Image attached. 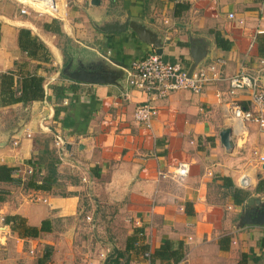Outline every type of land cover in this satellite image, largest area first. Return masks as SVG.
Listing matches in <instances>:
<instances>
[{"label": "crops", "instance_id": "1", "mask_svg": "<svg viewBox=\"0 0 264 264\" xmlns=\"http://www.w3.org/2000/svg\"><path fill=\"white\" fill-rule=\"evenodd\" d=\"M69 3L53 16L60 19L41 23L20 20L0 7V74L16 71L15 87L20 70L44 79L42 100L0 107L1 114L17 117L11 144L0 149V165L13 168L15 179L0 182V229L10 233L7 244L37 246L43 250L37 264L46 253L43 264H100L101 253L113 255L108 264H150L142 253L127 249L135 236L134 245L151 253L165 241L174 249L181 243L184 256L177 264H264L259 246L264 225H241L243 218L264 211V186L258 188L264 164L253 156V151L264 156V130L251 122L240 128L226 109L232 99L246 110L257 109L249 91L227 94V79L239 71L263 69L264 92V0ZM111 5L121 8L114 13ZM46 24L53 30H45ZM21 29L45 45L48 61L33 60L19 47ZM216 36L229 48L218 46ZM61 37L72 45L66 59ZM153 52L188 70L214 66L219 80L200 94L178 91L156 103L157 117L146 129L133 121L142 94L130 92L128 99L122 94L126 66ZM79 70L91 72L95 81L69 76ZM61 84L65 94L56 97L53 87ZM224 129L231 130V149L220 142ZM50 135L65 140V155L55 151ZM178 163L190 165L185 179L158 178V170ZM46 179L52 182L49 190L27 185ZM235 188L249 192L239 206L232 197ZM248 208L257 211L245 215ZM9 216L48 231L19 238L5 224ZM89 216L93 225L85 220ZM135 218L141 227L133 225ZM223 237L229 238L226 250L219 244Z\"/></svg>", "mask_w": 264, "mask_h": 264}, {"label": "built area", "instance_id": "2", "mask_svg": "<svg viewBox=\"0 0 264 264\" xmlns=\"http://www.w3.org/2000/svg\"><path fill=\"white\" fill-rule=\"evenodd\" d=\"M190 5H195L202 0H185ZM20 14L25 15V8L20 10ZM233 19V14L228 15ZM260 31L258 33H262ZM261 63H263L261 61ZM263 69L257 70L255 73L239 71L235 75L227 79V94L234 97L238 92L249 91L252 101L256 105V111H249L240 106L234 99L230 100L226 109L230 112L232 119L241 128L246 122L255 123L260 130H264V92L261 86ZM126 91L122 94L123 99H128L130 92L140 93L143 99L137 103L133 111V121L138 126L151 129L153 122L157 117L156 103L167 98L170 94L178 91H189L193 94H200L209 84L216 82L219 78L216 75L214 66H209L207 70L196 69L189 73L181 63H168L162 57L153 52L142 59L133 60L125 69ZM13 146L18 145V141H13ZM56 151L60 155L66 153V142L63 138L56 136L54 141ZM253 156L258 158L259 163L264 164V156L258 151H253ZM31 172V170H29ZM190 172L188 163H178L168 171H157L159 179L171 177L172 179H185ZM81 182L88 183L86 177L81 178ZM45 201V200H43ZM86 222L93 225L92 216L86 217ZM133 225L142 226V220L135 218ZM10 233L0 229V237L5 241ZM3 245V243L0 242ZM151 252L143 254V258L150 263ZM104 253L99 254L100 264H104L106 260ZM89 264H93L89 262Z\"/></svg>", "mask_w": 264, "mask_h": 264}, {"label": "trees", "instance_id": "3", "mask_svg": "<svg viewBox=\"0 0 264 264\" xmlns=\"http://www.w3.org/2000/svg\"><path fill=\"white\" fill-rule=\"evenodd\" d=\"M56 20L53 21L55 23ZM45 30H53V27L50 25H44ZM55 32H59L57 29ZM18 44L19 47L25 51L29 58L36 60L48 61L49 52L45 45L38 39V37L33 36L30 31L26 29H21L18 34ZM216 44L223 49L229 48V42L223 40L219 36H216ZM19 74L18 87H15V75L16 71H9L6 73L0 74V107L9 106L15 103L27 104L32 101L42 100L44 98V89H43V77L36 75L35 73L22 72L21 70L17 72ZM65 86L63 84L54 86L53 91L56 97H63L65 94ZM56 116V112H55ZM28 164L34 165L31 161H27ZM13 168L6 165H0V182H14L15 179L12 176ZM50 179L42 181V183L36 184L29 182L27 185L32 189H41L49 190L51 187ZM264 186V180L259 181L258 188ZM249 192L243 189H234L233 200L236 205H241L244 200L248 197ZM4 200L3 196H0V202ZM5 224L9 225L12 232L16 233L19 238H37L40 232L48 231L43 225L37 229L35 227H30L25 225L23 220L17 216H9L5 218ZM137 241V237H133L129 240L127 244V249L135 250L142 255L147 251V246H136L134 245ZM229 243L228 237H223L219 240L221 250L227 249V244ZM259 246L264 250V237L259 240ZM184 253L182 250V244L179 243L177 248H173V243L170 241H165L163 245L151 253L150 264H154L155 261L160 262H169L172 261L173 264H177L183 258ZM49 257V254L46 253L42 258V261H39V264H43L44 260Z\"/></svg>", "mask_w": 264, "mask_h": 264}, {"label": "rangeland", "instance_id": "4", "mask_svg": "<svg viewBox=\"0 0 264 264\" xmlns=\"http://www.w3.org/2000/svg\"><path fill=\"white\" fill-rule=\"evenodd\" d=\"M42 1L45 2V0ZM59 1L64 2L66 10L70 6L69 2L71 0H59ZM0 7L3 9L4 12L7 10L8 14H12L14 17L20 18V20L39 21L41 23L44 20L59 18V17H53L52 15H49L47 13H43V12L40 13L36 11L35 8H33L31 5L23 2H19L17 0H0ZM22 8L26 9L27 14L25 15L20 14V10ZM120 8L121 7H118L117 5L115 6L111 5L109 7V10L112 9L111 10L112 12L117 13V11L120 10ZM65 37H61V39L59 40V46L60 44L64 46L63 54L66 59V56L70 52L72 45H69L70 43L69 41H67L68 38ZM72 51L73 50H71L70 53H73ZM77 53H79V51H77ZM16 121H17V117L15 115L6 116L0 113V149L3 146V144H11L12 130L14 127H17ZM48 139L49 140L51 139L54 142L56 136L53 137L52 135L51 137L50 135V138L48 137ZM43 140H45V138ZM6 241L4 238L0 237V242L3 243V245L0 244V264H37L36 263L37 258L39 255L42 254L43 250L41 249L38 250L37 246L32 248L26 244L22 246L17 245L13 241L8 245ZM30 251H32V253Z\"/></svg>", "mask_w": 264, "mask_h": 264}, {"label": "water", "instance_id": "5", "mask_svg": "<svg viewBox=\"0 0 264 264\" xmlns=\"http://www.w3.org/2000/svg\"><path fill=\"white\" fill-rule=\"evenodd\" d=\"M51 4H54V0H48ZM94 2H96V0H94ZM119 30V28L117 29ZM127 68V66H126ZM125 68V69H126ZM193 71V68L189 70V73H191ZM91 72H86L84 70H79L78 72L74 73V74H69V76L73 79H77L79 81H84V82H88V81H95L93 78L91 79L88 75H90ZM230 135H231V130L230 129H224L221 133H220V142L222 144V146L225 148V149H231L233 144H232V141L230 139ZM242 185H246L245 182L243 181L241 183ZM251 200L248 201V204H251ZM256 203L259 204V201H257ZM254 211H257L256 208L252 209V210H249V208L245 211V215L247 214H252L254 213ZM244 224H261V225H264V211L262 212H258L257 214H254L253 217L251 218H243L242 221H241V225H244ZM113 255H110L106 261H105V264H108V261L110 259V257H112Z\"/></svg>", "mask_w": 264, "mask_h": 264}, {"label": "bare ground", "instance_id": "6", "mask_svg": "<svg viewBox=\"0 0 264 264\" xmlns=\"http://www.w3.org/2000/svg\"><path fill=\"white\" fill-rule=\"evenodd\" d=\"M28 4L38 12L47 13L52 16H58L61 10L65 9L64 2H60L59 0H54V4H51L48 0H45V2L42 0H28Z\"/></svg>", "mask_w": 264, "mask_h": 264}]
</instances>
